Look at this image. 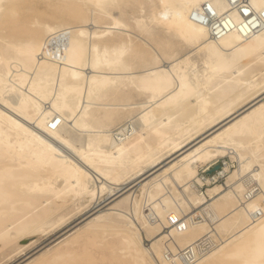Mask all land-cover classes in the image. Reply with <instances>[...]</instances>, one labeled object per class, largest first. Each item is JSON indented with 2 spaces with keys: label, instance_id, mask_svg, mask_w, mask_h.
Segmentation results:
<instances>
[{
  "label": "bare ground",
  "instance_id": "1",
  "mask_svg": "<svg viewBox=\"0 0 264 264\" xmlns=\"http://www.w3.org/2000/svg\"><path fill=\"white\" fill-rule=\"evenodd\" d=\"M44 3L55 11L43 18ZM207 3L231 15L228 30L192 17ZM263 87L264 25L230 0H0V243L133 183L122 224L98 213L27 264H184L181 250L210 234L193 264H264V214L251 216L264 210ZM165 151L177 154L142 181ZM223 153L225 182L203 178Z\"/></svg>",
  "mask_w": 264,
  "mask_h": 264
},
{
  "label": "rangeland",
  "instance_id": "2",
  "mask_svg": "<svg viewBox=\"0 0 264 264\" xmlns=\"http://www.w3.org/2000/svg\"><path fill=\"white\" fill-rule=\"evenodd\" d=\"M33 11L36 13L42 12L41 15L44 18V15L46 16V14L54 13L53 11H55V9H53L51 7H47V5L44 3V4L40 5V8L36 7ZM30 13H31V11H30ZM115 13L119 14V12H117V11H115ZM134 32H136V33L138 32L137 34H139L141 36L139 31L136 30ZM161 33H163V32L160 31V34ZM164 34L167 36V34H169V33L166 34V32H164ZM164 34H162V35H164ZM169 36H170V34L167 37H169ZM189 51L192 52V47H188L186 45H183V47L180 48L179 54L184 55ZM196 58L197 57L194 56L193 60H196ZM259 91L260 92L258 95H260V96H259V99L257 98V100H260V99L262 100L264 98V87L262 89H260ZM213 130H215V129H210L209 131H207L203 134L201 132L202 135L199 134L198 138H196L195 142H197L199 140V138L202 139L203 137L205 138L206 136L207 137L210 136L212 134V132H214ZM210 132H211V134H210ZM170 153L166 152V151L164 152V161L161 164H159V166L147 167L145 173L140 176L142 178V181L147 180V178H150L153 174L157 173V170L159 172L160 171L159 169H162L164 167L163 165L167 164L177 154V152L171 153V154ZM223 156L227 157V156H229V153H223L219 157L222 158ZM218 158H216V159H218ZM216 166L218 168V165L215 164L212 167V169L216 168ZM205 167H201V168H205ZM153 169L155 170V172ZM232 169H234V168H230V170H232ZM230 170L228 171V173L230 172ZM199 172H200V170H199ZM224 181L225 180L222 179L221 181H219L217 183L223 184ZM132 184L133 183L129 184L128 187L123 188L121 191H119L118 193H116L113 196L112 195L110 196L109 194H105L100 201H97V202L93 201L92 202L93 204H91V203L85 204L84 206H82L80 208L81 210L76 209V203H74V201H72V200L68 201L66 203V205L64 206V208L62 209L63 212L61 214L64 215L65 217H64V221L61 224L58 223L55 225H50L51 223H49L48 225L45 226L44 231H40L37 233H31L25 237H21V238L18 237V238L11 239L5 243H0V264H27V263H29V261H31L35 256H37L43 250H45L48 247H51L53 245H56L59 241L70 236L72 233H74V231L78 227L86 226L87 223L91 222V220H93V218L98 213H101V212L106 213V215L100 222H97V224L98 223H102L105 225L122 224L124 219H122L121 217H118L116 214L119 213L120 211H125V208L120 204L118 205V203L126 195L133 194V192L135 191V187L129 188L132 186ZM214 184H216V183H214ZM214 184H209L207 187L204 186L203 190H206V188H208L209 186H212ZM127 188H129V189L127 190ZM144 202H145L144 200H141L140 207L141 206L144 207V204H145ZM44 204L40 205L39 209ZM133 211L135 214L136 211L135 210H133ZM147 226H148V229L153 233L152 236H154L158 233V230L156 228H153L149 224ZM108 231H111V232L107 233L106 239H108V237H109V239H108L109 241L115 239V238L112 239V237L116 236L115 234H113V232H112L113 230L109 229ZM110 238H111V240H110ZM106 239L101 241L102 243H97V244L92 245L93 249L94 248L96 249V247L98 248L99 246L101 248L103 246V243L106 242ZM117 239H119V238L116 236L115 241H117V243H118L119 240H117ZM145 242L147 243L148 241L145 240ZM98 244H100V245H98ZM100 251L101 250H97L96 254H99ZM99 261H101V260H98L97 262H99ZM104 262L102 261L101 263L110 264L108 262V260L104 261Z\"/></svg>",
  "mask_w": 264,
  "mask_h": 264
},
{
  "label": "built area",
  "instance_id": "3",
  "mask_svg": "<svg viewBox=\"0 0 264 264\" xmlns=\"http://www.w3.org/2000/svg\"><path fill=\"white\" fill-rule=\"evenodd\" d=\"M231 6L233 8H237L241 11L243 15V19L245 22L252 26L253 29L257 30L264 25V12L261 13L260 11H257L251 4L250 0H230ZM206 13H202L200 9H195L192 13V17L200 22L205 21L206 23L208 21H211L215 19L217 22V26H221L222 28H225L228 30V27L226 26V22H229V19L231 17L230 14H224V15H218L215 12H213L209 6V4L204 5ZM207 14V16H206ZM232 18V17H231ZM233 27V26H232ZM217 35L218 33L215 31L214 33ZM220 158V159H219ZM215 161H213L207 168L201 169V173L203 175V178L211 177L213 179L212 182H219L222 179L225 180L227 172H224L225 165L227 163L231 164V159L229 156H223L222 158L219 157ZM217 164L218 168L212 169V167ZM235 167V163L231 164V168ZM225 182V181H224ZM249 196H252L254 193H256L259 189L258 185H255V182H249ZM204 186H208L207 183H204L203 185H200V188L202 191ZM264 214V210L262 208H257L256 210L251 212V216L253 220L259 219ZM201 217L197 216V219ZM218 243L217 239H215L212 234L203 236L202 238L198 239L193 246L185 247L181 250L179 253V258L184 264H193L195 261H197L200 257L208 253L210 250L213 249V247ZM167 255H171L172 251H167Z\"/></svg>",
  "mask_w": 264,
  "mask_h": 264
},
{
  "label": "water",
  "instance_id": "4",
  "mask_svg": "<svg viewBox=\"0 0 264 264\" xmlns=\"http://www.w3.org/2000/svg\"><path fill=\"white\" fill-rule=\"evenodd\" d=\"M216 168H217V166H216Z\"/></svg>",
  "mask_w": 264,
  "mask_h": 264
}]
</instances>
